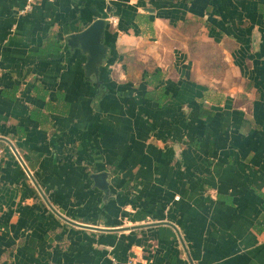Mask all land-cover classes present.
I'll list each match as a JSON object with an SVG mask.
<instances>
[{
  "label": "crops",
  "instance_id": "obj_1",
  "mask_svg": "<svg viewBox=\"0 0 264 264\" xmlns=\"http://www.w3.org/2000/svg\"><path fill=\"white\" fill-rule=\"evenodd\" d=\"M25 2L0 0V264H264V0ZM99 17L87 77L66 38Z\"/></svg>",
  "mask_w": 264,
  "mask_h": 264
},
{
  "label": "water",
  "instance_id": "obj_2",
  "mask_svg": "<svg viewBox=\"0 0 264 264\" xmlns=\"http://www.w3.org/2000/svg\"><path fill=\"white\" fill-rule=\"evenodd\" d=\"M106 28V20L103 17H99L87 25L84 29L71 33L66 38V44L70 48H79L85 54V62H84V71L87 77L94 75L96 78L99 76V68L102 65L106 55L108 53L109 47L104 43V32ZM12 150L15 152L17 158L22 163L24 169L26 170L29 178L34 183L38 192L42 196V198L46 201L47 205L55 212L58 216H60L63 220L69 223H75L72 220L66 218L59 214L52 205L48 202L45 195L39 188L38 184L34 180L31 175L29 169L19 156L18 152L15 150L13 145L11 146ZM96 186L102 189L105 193L108 192V181H107V173L100 172L92 175ZM169 223V222H163ZM170 224V223H169ZM171 225V224H170ZM136 227V226H135Z\"/></svg>",
  "mask_w": 264,
  "mask_h": 264
},
{
  "label": "rangeland",
  "instance_id": "obj_3",
  "mask_svg": "<svg viewBox=\"0 0 264 264\" xmlns=\"http://www.w3.org/2000/svg\"><path fill=\"white\" fill-rule=\"evenodd\" d=\"M196 25L197 24L195 22L189 20L177 27V30L180 31L187 39L189 52L193 55V57H196L195 59H197V54L203 55L204 58H206V54H211L218 62L217 64L221 68V72H223L221 77L223 78L228 76L227 70L223 69V66L219 63L220 59L218 57V48L214 44H209L203 39L202 32ZM198 61L200 62L201 59ZM213 75L214 77H217L220 75V72H214ZM231 81L235 82V79L233 80L232 77Z\"/></svg>",
  "mask_w": 264,
  "mask_h": 264
},
{
  "label": "built area",
  "instance_id": "obj_4",
  "mask_svg": "<svg viewBox=\"0 0 264 264\" xmlns=\"http://www.w3.org/2000/svg\"><path fill=\"white\" fill-rule=\"evenodd\" d=\"M38 1H40V0H26L23 8H21L18 13L24 14V13L28 12L29 10H31V8L34 6V4H36ZM49 1H52V0H49Z\"/></svg>",
  "mask_w": 264,
  "mask_h": 264
}]
</instances>
